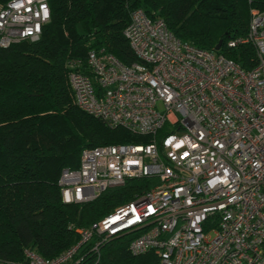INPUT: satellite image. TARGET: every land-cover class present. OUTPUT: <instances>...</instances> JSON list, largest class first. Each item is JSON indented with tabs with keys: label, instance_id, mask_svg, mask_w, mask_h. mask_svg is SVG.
I'll return each mask as SVG.
<instances>
[{
	"label": "built area",
	"instance_id": "obj_1",
	"mask_svg": "<svg viewBox=\"0 0 264 264\" xmlns=\"http://www.w3.org/2000/svg\"><path fill=\"white\" fill-rule=\"evenodd\" d=\"M250 12L246 34L228 42L253 45L247 69L180 39L142 7L123 28L137 61L104 48L68 57L76 105L149 141L84 147L78 166L60 171L62 200L90 201L133 177L158 182L77 227L78 240L57 255L25 248L23 261L0 264H80L127 232H137L132 253L154 251L161 264H264V9ZM49 19L47 0L0 3V48L38 39Z\"/></svg>",
	"mask_w": 264,
	"mask_h": 264
},
{
	"label": "trees",
	"instance_id": "obj_2",
	"mask_svg": "<svg viewBox=\"0 0 264 264\" xmlns=\"http://www.w3.org/2000/svg\"><path fill=\"white\" fill-rule=\"evenodd\" d=\"M47 1L50 19L39 38L0 48L1 261H23L25 248L57 255L78 240L77 227L158 182L156 176L133 177L90 201L62 200L60 171L78 166L84 147L149 141L148 135L111 127L76 105L66 76L68 57L104 48L124 63L137 61L123 28L130 11L142 7L150 18H163L180 39L223 53L247 69L257 60L253 45L228 42L246 34L251 8L264 9V0ZM167 131L165 126L158 135ZM136 233L106 238L98 253L88 252L80 264H161L154 251H130Z\"/></svg>",
	"mask_w": 264,
	"mask_h": 264
},
{
	"label": "water",
	"instance_id": "obj_3",
	"mask_svg": "<svg viewBox=\"0 0 264 264\" xmlns=\"http://www.w3.org/2000/svg\"><path fill=\"white\" fill-rule=\"evenodd\" d=\"M220 45H221V39H219V41L217 42L215 48H216V49H219V48H220Z\"/></svg>",
	"mask_w": 264,
	"mask_h": 264
},
{
	"label": "rangeland",
	"instance_id": "obj_4",
	"mask_svg": "<svg viewBox=\"0 0 264 264\" xmlns=\"http://www.w3.org/2000/svg\"><path fill=\"white\" fill-rule=\"evenodd\" d=\"M250 11H251V9H250Z\"/></svg>",
	"mask_w": 264,
	"mask_h": 264
}]
</instances>
